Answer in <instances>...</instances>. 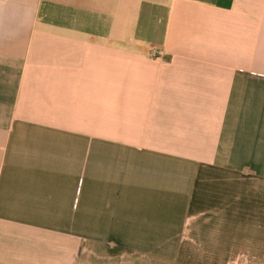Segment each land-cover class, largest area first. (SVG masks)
Returning <instances> with one entry per match:
<instances>
[{
	"label": "crops",
	"instance_id": "1",
	"mask_svg": "<svg viewBox=\"0 0 264 264\" xmlns=\"http://www.w3.org/2000/svg\"><path fill=\"white\" fill-rule=\"evenodd\" d=\"M0 264H264V0H0Z\"/></svg>",
	"mask_w": 264,
	"mask_h": 264
},
{
	"label": "built area",
	"instance_id": "2",
	"mask_svg": "<svg viewBox=\"0 0 264 264\" xmlns=\"http://www.w3.org/2000/svg\"><path fill=\"white\" fill-rule=\"evenodd\" d=\"M152 57H153V58H157V57H158V55H157V54H155V53H153Z\"/></svg>",
	"mask_w": 264,
	"mask_h": 264
}]
</instances>
